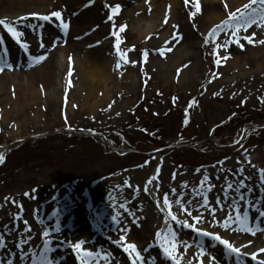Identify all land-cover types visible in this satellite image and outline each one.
<instances>
[{
	"label": "rangeland",
	"instance_id": "rangeland-1",
	"mask_svg": "<svg viewBox=\"0 0 264 264\" xmlns=\"http://www.w3.org/2000/svg\"><path fill=\"white\" fill-rule=\"evenodd\" d=\"M102 1L105 3L99 5L102 25L106 29V45L111 50V56H107L114 60L109 69L111 76L117 79L108 85V91L99 85L94 102L88 98L86 89L80 95L73 90L80 80L75 77L77 68L72 58L83 59L84 55L101 58L94 49L104 41L92 38L88 45L80 44L72 51L76 56L65 57L68 78L65 80L63 76L61 79L64 98L61 103L44 106L42 119L34 121L32 109H25L27 124L23 123L20 112L4 108L0 100V155L4 156L0 162V237L10 240L0 247V255L15 253L19 264H30L31 256L42 251L44 229L49 230L52 245L63 243L60 251L65 250L74 258L76 251L63 238L73 232L75 223L82 227L84 222L74 219L81 210L78 195L83 196L87 191L95 193L100 184L102 194L94 204L97 210L94 221L86 212V220L91 224L96 221L109 229L107 221L121 220L115 216L133 212L140 216L131 219L137 223L141 217L142 221L152 222L155 234L162 232L165 217L172 212L177 219H187L197 228L205 226L220 234L218 223H213L209 213L197 212L187 205H197L200 202L198 196H205L208 185L211 189L215 185L227 189L231 184L233 189L229 190L235 191L240 187V175H257L264 169V44L258 43L264 39V24H251L247 29L237 30L235 35L231 28H224L215 36L209 35L210 29L227 19L229 12L242 9L250 0H242L236 8L226 0H189L187 4L185 0H177L175 8L165 2L160 24L156 22L144 37L135 27L141 0L128 1L127 8L122 6L117 12L113 11L117 0ZM157 3L163 4L160 0ZM197 3L199 11H196ZM252 7L259 9L261 5L251 4L249 11ZM216 10H219L217 14ZM154 11L150 6L148 17ZM125 13L130 16L127 18ZM210 15L220 16L214 19ZM37 23L38 28L32 29L27 39L21 37L20 42L0 26V45L9 50L6 41L10 40L19 51L11 50L8 55L14 51L19 54L18 59H23L21 55L28 58L35 45L40 49L47 47L42 54L44 57L52 51L53 45L46 43L44 36H50L47 40L52 41L54 30H58L54 19ZM18 28L22 32L19 25ZM70 31L69 24L63 32L68 35ZM252 33H255L253 43L249 44L244 37ZM88 35H92V31ZM237 39L243 47L236 43ZM25 40L31 44H26ZM74 40L78 43L81 38ZM24 43L27 47L22 46ZM2 53L1 49L0 55ZM10 59L7 61L0 56V71L35 69L43 61L34 60L19 66L15 63L16 57L10 56ZM217 60L220 63H216ZM103 67L108 72L107 65ZM6 112L9 113L7 117ZM159 157L166 160L167 169L163 175L165 190L161 197L167 193L170 206L164 210L147 202L145 195H138L146 192L143 180L137 184L134 178L135 171L151 167L152 161ZM157 176L154 179L160 181L159 171ZM243 195L249 203L257 200ZM256 195L258 200H264V195ZM94 199L90 194L84 202L91 207ZM186 199L194 201L185 203ZM177 200L191 211L192 216H202L203 222L197 221V225L176 203ZM239 202L244 206V202ZM141 207L142 211L138 209ZM225 212L222 211L224 216L221 217L219 213L217 218L224 219ZM17 213L19 218H16ZM259 220L260 216L256 221ZM262 220L264 222V218ZM122 221L128 222L123 218ZM7 225L18 230L19 235L14 236L12 232L3 235L2 229ZM92 227L97 230H93L87 240H81L82 249H93L95 244L91 239L98 235V230L100 242L118 245V240L103 234L97 224ZM127 227L129 231L131 228ZM57 228L58 231H53ZM181 229L184 232L193 230L196 239L205 237L182 225ZM168 230L176 234L170 238L172 240L181 242L186 237L181 230L173 227ZM62 232H66L65 235ZM22 238L28 243L21 244ZM17 244L21 247L17 248ZM217 245L220 246L219 241L211 249ZM22 251L28 254V259L21 258ZM222 254L213 250L207 253L213 264L223 263L219 258ZM47 255L50 257V253ZM141 255L143 257V253ZM244 256L241 255L239 261L236 259V264L256 263ZM167 259L175 264L172 259ZM7 260V264L12 262L11 258L4 261Z\"/></svg>",
	"mask_w": 264,
	"mask_h": 264
},
{
	"label": "bare ground",
	"instance_id": "bare-ground-1",
	"mask_svg": "<svg viewBox=\"0 0 264 264\" xmlns=\"http://www.w3.org/2000/svg\"><path fill=\"white\" fill-rule=\"evenodd\" d=\"M128 1L132 0H117L114 3H116L115 5L119 4L121 8L122 6L127 8ZM158 1L159 0H151L147 2L145 0H141L138 11H136L137 21L135 23V27L139 29V33L143 37L148 35L151 29L156 26V22H159L160 24V17H162L165 11V2H169V4L173 8H175V5L177 4V0H160L161 2H163V4H158ZM226 1H228L231 5L234 4L235 8L242 4V0ZM146 3H148V5H146ZM102 4H105L102 0H0V18L7 19L9 21H16L18 18H27L24 22L19 24V26L22 28V37L25 39H27L31 34L32 29L38 28L37 21H42H39V19L33 17V13L40 15H50L53 11H59L61 13V19H63L68 25H71L70 33H68V35H65V33L63 32L65 28L61 26L60 21L55 17L52 18L54 19L56 27L58 28V30H54L55 35L53 36H56L57 38L52 36L50 38L52 39L51 41L49 39L47 40V38H49L50 36H44L46 43L51 42L50 45H53V47L52 51L50 50V53L48 52V54L41 62V65H39L37 68L28 70L19 68L18 71H0V100L4 108L7 109L9 107L11 110H18L20 112L23 123L26 124L27 114L25 109H32V112H34V121L37 122L42 119V117L45 116L44 106L48 105L49 103L50 105L61 103L64 98L63 94L61 93L63 91V88L61 86V79L63 76L65 80L66 78H68L67 68H65V57L71 56L72 58V51L78 49V47H80V44L88 45V40L92 38H95L97 40L101 39L104 41L101 45H98V47L94 49L97 53H100L101 58L89 57L85 55L83 59L78 58L77 60L79 61L72 58L74 60V65L77 68L75 70V77L79 78L80 80L79 85L75 84V89L73 88V90L74 92L78 91L80 95L82 94L83 89H86L89 92L88 98L92 99L94 102H96L97 100L96 95L98 93L99 85L104 86L105 90H109L108 85L115 83L117 79L113 78L110 74L111 69H109V67L113 66L114 60L109 57L111 56L110 46L106 45V29H104L102 25L103 17L99 8V5ZM150 6L152 7V9H155V11L151 16L148 17V10L150 9ZM218 11L219 10H216V14ZM125 15H127V13H125ZM129 16L130 15H127V18ZM219 16L210 15V18L219 19ZM18 31H20L19 28ZM91 31L92 35H88V38L86 35ZM77 38H81V40L78 43H75L77 40L74 39ZM24 42L28 45L31 44L28 40H25ZM6 43L9 46V50H4V48L0 45V50L2 49L3 51L0 56H2V58H6L7 61L12 60L10 59V56L16 57L17 61L15 63H18L17 65L20 64L19 66L34 61V56H41L47 49V47H45L46 49L41 48V50L39 46L34 44L35 48L31 51L28 58H25V56L21 55L23 59H18L19 54H15L14 51L13 54L8 55L9 51L11 50H17L15 52L19 53L18 48L10 40H7ZM94 50L92 49L91 52H93ZM73 56L76 55L74 54ZM104 60L105 63L103 64ZM103 65H107L108 72L104 70ZM62 68H64V70H61ZM8 114V112L5 113L6 117ZM165 161L166 160H164V158L159 157L152 161L151 167L144 168L141 171H135L134 173L135 183L141 184L143 180V188L146 192V194L139 192L138 195H145L147 202L150 201L153 206L156 207V209L160 208L161 210H164L166 207L163 205V197H161L162 193H164L165 190L163 186L165 185L163 175L165 172H167ZM158 171L162 176V178H160V181H157V178L154 179V176H157ZM260 176L261 173L257 175L255 173L240 175L239 179L244 180L246 186L245 188L240 189V192L229 190L228 188L221 189L217 185H215L214 188L211 189V187L207 183L208 188L205 190V196H198V198H200V202L197 205L196 203H193L194 206H187L189 208L195 209V211L197 210V212L209 213L208 216L209 218H211V220L212 217L216 215L215 223H218L219 225V235L221 238L229 240V242L236 247H241L242 253L255 252L257 254L256 259L264 260V253L258 251L259 249L264 248V222L262 220L263 218L261 217L259 221H256V219L259 218L258 211H264V200H258V197H255L257 196L256 194H259L261 196L264 195ZM210 177L211 176L206 179H209ZM101 186L102 184L96 187L97 191L95 193L87 191V194H84L83 196L81 193H79V202H82L81 210H79V213L75 214L77 218L74 219H81V221L84 222L81 224L82 227H79L80 223H78L77 225L75 223L72 228L73 232L68 233V235H65L66 232H62L65 235H63V241L67 243H74L77 240H87L91 235H93V230H97L93 229V224H97L98 229H101L100 231H103V234H107L112 238H116L117 240H119L120 236L123 235L124 241L118 243L116 247L108 246L107 242L105 243L103 241H99L98 237L99 234L101 235V233H99L98 230V235H96L95 238L93 236V238L91 237V241L93 242V244H95L91 251H93L94 254L98 255H94L93 257L89 258L88 264L90 261H92L93 264H104L105 260L108 261V264H131V260L129 259L128 254L126 253L125 256L123 247L121 248L122 244L128 242L134 243L137 247V250L143 253L145 262H148L149 264H172L173 262H169L167 257H165V254L163 255V248L160 247L162 241L155 238V234L152 229V222L147 220L142 221L141 217L140 219H138L139 221L137 223L134 222V219H131V217L134 218L137 215L140 216L139 214H134L133 212L117 214L115 218H120L121 220H106L109 229H107L106 227L104 228V226H101L100 223L96 221V223L94 222L91 224L89 220H86V212H89V214L91 215L89 219L91 221H94L93 216L95 213H97L94 204L99 198H101ZM254 188L257 189L255 190ZM241 193L257 199L256 201H252L250 203L255 204V208L248 207L247 209L250 216L249 221H247L246 223H248L252 227V232L242 230L240 225L237 224H233L226 229L221 226L224 219L220 218V220L217 218V215L219 213L220 217L223 215L222 211L224 210L227 214L228 206L231 205L233 201H235L236 204L240 205L241 211H244V206L239 202L241 201ZM90 194H92V196L95 198L93 201L94 203L91 204V207H89L84 202V200L89 197ZM43 196L45 195L43 194ZM205 197L207 198L208 205H210L211 208L217 209L213 216L210 215L212 213L211 208L205 205ZM231 197H233V199H230ZM217 198H219V203H217ZM189 201L193 202L194 199H186L184 202L188 203ZM138 209L142 211L143 208L141 207ZM141 215L147 217V215L143 212H141ZM122 218L126 219L128 222L125 223L126 221H122ZM164 221L165 222L162 226V232L165 230L164 233H170L171 230L168 229L172 227L176 230L182 231L181 225L176 224V222L171 220L170 218L167 220L165 219ZM114 224H116L117 229L115 228ZM128 224H132V226ZM196 224L198 225L199 223L196 221ZM127 226H130L131 228L129 231L126 230L128 228ZM200 229H203L205 231L210 230L209 232L218 233L215 230H211V228L208 230L205 226ZM2 230L3 235L7 234L8 232H12L13 234H15L14 236L19 235L17 232L18 230L16 231L10 225H7ZM116 230L119 231V233L117 232V235L114 234ZM192 231H182V234L185 233L186 237L181 242L173 239V244L175 246L173 248V255L175 256L178 263L208 264L209 256L207 255V253L210 254L211 250L217 251L220 255L221 253H223L222 256H227V258L222 256L219 257L220 260L223 261L222 264L237 263L236 257L234 255H228L227 250L223 245L220 244V246H216L217 248L211 249L213 248V244L217 243L216 240L207 236L202 237V239H196V236ZM162 232H160L161 235ZM197 236L200 237L199 235ZM170 238L172 237L170 236ZM70 239H73V241L71 242ZM6 242L10 243V240H6ZM185 244L188 245V247H184ZM63 245V243L62 245L60 244V246L52 245V251L49 252V258L53 259L55 261V264H76V262L77 264H80V260L77 258V255H75L74 258H71V255H69L70 253L66 254L65 250L60 251ZM144 249H147V251H144ZM201 249H203L202 252ZM204 250H206L207 253ZM106 253L110 255L105 256ZM6 258H11L13 264H19V261L17 260L18 257L17 255L15 256V253H8L7 256L2 253L0 255V263L7 264L8 260L6 262L4 261L6 260ZM250 263L252 262L250 261ZM30 264H32L31 259ZM252 264H257V262Z\"/></svg>",
	"mask_w": 264,
	"mask_h": 264
},
{
	"label": "snow or ice",
	"instance_id": "snow-or-ice-1",
	"mask_svg": "<svg viewBox=\"0 0 264 264\" xmlns=\"http://www.w3.org/2000/svg\"><path fill=\"white\" fill-rule=\"evenodd\" d=\"M189 2V0H185V3L187 4ZM259 3L261 5V7L259 9H256L255 7H252L251 10L250 9V5L251 4H256ZM225 8H227V4L224 5ZM120 5L117 4L115 5L113 11L117 12L120 9ZM243 9V10H242ZM242 9L237 8L235 11L233 12H229L227 14V19L221 21V23L219 25H215L212 29H210L209 31V35L210 36H215L216 34H218L220 31H222L224 28H231L233 29V35L236 34V31L243 28V29H247V27L251 24H264V0H250L249 4H244L242 6ZM199 4L197 3L196 5V11H199ZM193 15L195 13H192ZM33 17L42 20V21H51L53 17L57 18V20L60 21V24L63 28L67 29L68 24L61 19V13L59 11H53L50 15H40V14H32ZM27 18H18L16 21H9L7 19L4 18H0V26H3L5 29L8 30L9 33L12 34V36L14 38L17 39L18 42H20V38L22 37L23 33L18 31V25L22 22H24ZM255 35V33H252L251 35H246L244 37L245 40L248 41L249 44L253 43L252 40V36ZM208 40L205 39V43H207ZM166 44L168 43L167 41L165 42ZM237 44H239L240 47H243V44L239 43V40L237 39L236 41ZM259 44H264V39H261L258 41ZM24 47H27L26 44L22 45ZM43 45L41 44V47ZM217 47H224V45H217ZM161 54H163V51H161ZM213 54L215 55V50L213 52ZM145 55H147V52L145 53ZM45 57L44 55L41 56H34L33 59L36 61H41L43 60ZM216 63H220L219 60L216 61ZM8 67H11V65H8ZM69 75H71V72H69ZM4 160V156L0 155V162H3ZM261 172V182L262 185H264V169L260 170ZM240 187L239 188H235L234 190L236 192H240L241 188H245V181L244 180H240L238 181ZM228 189H233V185L229 184L227 185ZM146 190V189H145ZM25 196L28 195V193H24ZM7 199V198H6ZM205 200V205L210 207V205H208V201L207 198H204ZM240 200L244 201V211H241L240 209V205L236 204L235 201H233V203L231 205L228 206V211H227V215H225L224 217V221L222 223V227L224 228H229L231 225L233 224H237L240 225L242 230L248 231V232H252V227L246 223L247 221H249V212L247 211L248 207H252L255 208V204H250L246 197L243 195V193H241L240 195ZM219 198H217V203H219ZM13 203H15V201H13ZM176 203H178L181 207V209H183L184 211H186L188 213V215L191 217V219L193 221H200L203 222V217L202 216H192L191 215V211L189 209H186L185 206L179 201L177 200ZM163 205L164 206H170V201L168 199V195L167 193L164 194V198H163ZM123 207V206H121ZM163 210V209H162ZM217 211L216 208H211V212L215 213ZM258 214L261 218H264V211H258ZM169 217L171 218V220L175 221L176 224L178 225H182L184 227H188L191 229H194L198 234L207 236V237H211L212 239L219 241L220 244L224 245L225 248L227 249V254L228 255H234L237 259V261H239V258L241 255H248V253H241V247H236L234 246L232 243L229 242V240L227 239H223L220 237L219 234L217 233H213V232H209V231H205L203 229L197 228L195 227V224L189 223L187 219H177V216L175 214H173L172 212H169V215L165 217V219H169ZM16 218H19V213L16 214ZM213 222L215 221V216L212 217ZM27 224V222L25 221V225ZM53 231H58L57 229H53ZM175 233L174 232H170V233H166L163 237L161 236L160 232H156L155 233V237L158 240H161V244L160 247L163 248L164 254L172 259L175 264H178V262L176 261L175 256L173 255V248L175 247L173 244V240L170 239L171 237H175ZM42 236L45 238L43 240V249L42 251H40L39 256L33 254L31 256V262L32 264H55V261L51 258H49V256L47 255L49 252L52 251V244H51V236H50V232L48 229H44ZM122 241H124V236L121 235L120 239L117 241V243H121ZM6 243V241L4 240L3 237H0V247H2L4 244ZM28 241L25 239H21V244H27ZM83 243V241L77 240L74 243H71L70 246L72 247V249L74 251H76L77 253V258L80 260V264H88L89 258L93 257L94 255H98V254H94L91 251H88L87 249H82L81 248V244ZM21 244H17L16 247L19 248L21 247ZM123 247V250L125 253L128 254L129 259L131 260V264H144V257H142L141 255V251L137 250V247L134 243H124L121 245ZM184 247H188V245H184ZM144 251H147V249H144ZM203 251V249H201V252ZM261 253H264V248H261L258 250ZM34 253V250H33ZM81 253H83V255H81ZM110 254L106 253L105 256H108ZM253 259H256L257 254L254 252L251 254ZM21 258L23 260L28 259V254L25 252H21ZM9 264H12L11 261H9ZM104 264H108V261L105 260ZM208 264H212V258L209 257L208 258ZM257 264H264V260H258Z\"/></svg>",
	"mask_w": 264,
	"mask_h": 264
},
{
	"label": "trees",
	"instance_id": "trees-1",
	"mask_svg": "<svg viewBox=\"0 0 264 264\" xmlns=\"http://www.w3.org/2000/svg\"><path fill=\"white\" fill-rule=\"evenodd\" d=\"M246 122H248V120H246ZM242 123V122H241Z\"/></svg>",
	"mask_w": 264,
	"mask_h": 264
}]
</instances>
